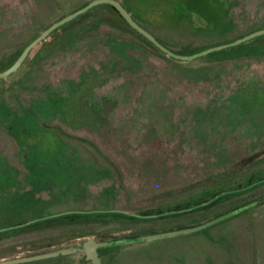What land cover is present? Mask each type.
<instances>
[{"label":"flooded vegetation","instance_id":"obj_1","mask_svg":"<svg viewBox=\"0 0 264 264\" xmlns=\"http://www.w3.org/2000/svg\"><path fill=\"white\" fill-rule=\"evenodd\" d=\"M3 1L7 3L6 6L1 4ZM91 1L0 0V36L34 33L4 63L6 65L0 67V72L12 65L23 48L49 25ZM113 1L137 27L115 6L103 2L91 5L60 23L35 46L38 49L32 62L39 65L40 70L56 65L65 66L70 69L71 75L62 80L57 88L49 89L44 85L41 91H56L61 104L67 103L87 116L85 122L75 123L72 120V134L93 140L99 138L96 136L98 134L100 138L120 145L117 152L82 153L94 162V167L108 169L106 171L110 177L102 183L104 188H125L131 196L161 192L168 188L172 191L181 188L227 189L188 208L179 207L152 215L111 209L110 205L100 208L98 200L104 197L95 193L89 195L95 198L96 210H69L50 215L53 216L50 218L114 211L110 213L130 216L134 220L154 219L198 210L223 201L224 196L237 195L264 185V170L251 172L258 163L264 162V112L260 111L264 109V88L254 87L256 77L250 70L255 62H264V35L197 58L211 63L228 62L215 70L201 72V67L189 70L179 66L178 63L186 61L167 56L138 32L144 31L157 44L174 54L191 55L264 28V0H219L223 11L221 30L208 28L204 31H196V27L186 22L185 16L172 11L170 4L174 0ZM192 40L199 41L201 46H187ZM165 61L167 69L164 68ZM208 79L218 84L223 79H244L247 83L246 88L235 89L225 97L226 105H222L221 99L214 94L203 107L193 96L174 86L177 80L199 85ZM255 97L257 105L253 106ZM244 99L247 112L238 119V102ZM64 109L65 106H62L57 111ZM222 112L223 117L220 116ZM89 125L93 132L80 129ZM239 127L243 129L239 130ZM227 138L231 143H236L238 139L249 142L251 147L248 151L252 152L238 155L232 150L228 153L226 148L219 145ZM259 147L262 149L253 152ZM113 200L121 201L116 195L111 198ZM250 206L247 204L242 209ZM131 241L129 239L122 243ZM97 242L105 243L97 249L98 258L100 250L121 244L119 241Z\"/></svg>","mask_w":264,"mask_h":264},{"label":"rangeland","instance_id":"obj_2","mask_svg":"<svg viewBox=\"0 0 264 264\" xmlns=\"http://www.w3.org/2000/svg\"><path fill=\"white\" fill-rule=\"evenodd\" d=\"M1 4L6 6L7 3L3 1ZM170 7L185 16L186 22L196 27V31L221 30L223 11L219 0H174ZM33 35L11 33L0 36V67L5 66L4 63ZM187 46L198 47L201 43L192 40ZM37 49L38 46L29 53L14 74L0 79V230L59 212L96 210L95 198L89 194L103 195L104 198L98 200L100 208L110 205L111 209L152 215L179 207L188 208L227 189L181 188L185 190L172 191L168 188L131 196L125 188H104L102 183L110 177L108 169L94 167V162L82 153L117 152L120 145L100 138L98 134L96 140L72 134V120L81 123L87 116L67 103L61 104L56 91H41L44 85L49 89L57 88L62 80L70 77L71 71L57 65L40 70L39 65L32 62ZM221 64L202 59L178 63L189 70L201 67V72L215 70ZM164 68H168L166 61ZM250 70L256 77L254 87L264 88V62H255ZM246 83L244 79H223L218 84L208 79L197 85L177 80L174 86L193 96L203 107L214 94L221 99L222 105H226L225 97L235 89L246 88ZM62 106H65L64 111L58 112ZM220 116L223 117L224 112ZM80 129L94 131L90 125ZM225 140L219 145L228 153L232 150L238 155L252 152L248 151L249 142ZM263 170L264 162H260L251 172ZM113 195L121 201H111ZM142 201L148 202L139 204ZM247 204L251 206L242 209ZM87 224L79 229L81 235L75 238L68 237L71 233L61 227L19 228L2 234L0 261L70 246L80 247L81 242L90 236L96 241L121 243L100 250V264H264V185L198 210L147 220L100 216ZM192 227L199 229L181 233ZM169 233L174 235L145 239ZM129 239L133 241L122 243ZM46 244L50 245L45 247ZM18 264L91 263L82 252H75Z\"/></svg>","mask_w":264,"mask_h":264},{"label":"water","instance_id":"obj_3","mask_svg":"<svg viewBox=\"0 0 264 264\" xmlns=\"http://www.w3.org/2000/svg\"><path fill=\"white\" fill-rule=\"evenodd\" d=\"M109 3L113 6H115L119 12L126 17V19L135 27H137L131 20L130 18L127 16V14L124 12V10L113 0H93L91 2H89L88 4H86L84 7H82L81 9L77 10L74 13H71L63 18H61L60 20L52 23L51 25H49L44 31H42L40 34H38L34 39H32L22 50V52L19 54V56L17 57V59L14 61V63L12 65H10L7 69L3 70L0 72V79H4L10 75H12L21 65V63L23 62V60L25 59V57L29 54V52L39 43L41 42L43 39H45L47 37V35L51 32L50 30L55 28L57 25H59L60 23L70 19L72 16H74L75 14L85 10L86 8L90 7L91 5L97 4V3ZM140 32L144 37H146L148 40H150L155 46H157L160 50H162L167 56L180 60V61H191L200 57H203L209 53L218 51V50H222V49H226L229 47H233L236 46L240 43L249 41L253 38L259 37L264 35V28L258 29L255 32H252L248 35L243 36L242 38L233 40L230 43L227 44H222V45H218V46H214V47H210L204 50H201L197 53L191 54V55H187V56H180L177 54H174L166 49H164L163 47H161L159 44H157L147 33H145L144 31H138ZM110 212H114V211H93L90 213H110ZM115 212H119L122 213L124 215H130L127 212H121V211H115ZM83 213V212H82ZM89 213V212H88ZM56 216V215H54ZM53 217V216H49L48 218ZM38 219L35 220H31L29 222H26L24 224H20V225H16L7 229H2L1 231L4 230H8V229H13V228H18V227H22L24 225H28L31 224L35 221H37ZM199 227L196 228H189V229H185L183 231H181V233H189L191 231H195L198 230ZM172 236L174 235V233H169V234H164V235H156V236H151V237H146L145 239H150V238H157L160 236ZM105 243L102 242H97L95 241L94 238L92 237H87L80 245V247H68V248H61L58 250H53L50 252H45V253H40V254H35V255H31V256H26V257H21V258H12V259H8V260H2L0 261V264H18V263H25V262H30V261H36V260H41V259H47V258H52V257H56L58 255H65V254H71V253H75V252H82L84 254V257L86 260L90 261L91 264H99V258L97 256V249L99 247L104 246Z\"/></svg>","mask_w":264,"mask_h":264},{"label":"trees","instance_id":"obj_4","mask_svg":"<svg viewBox=\"0 0 264 264\" xmlns=\"http://www.w3.org/2000/svg\"><path fill=\"white\" fill-rule=\"evenodd\" d=\"M254 99L255 102L253 104V106L257 105V98L255 97ZM247 106V102L246 99L241 100L238 102V110H237V115H238V119L241 118L242 115H244L247 111L246 109ZM256 108V107H254ZM256 110V109H254ZM228 195V194H227ZM228 196H224L222 198H226ZM205 205V204H204ZM104 217V216H113V217H121V218H125V219H131L129 218L130 216H119L117 214H96V213H83V214H72V215H60L54 218H36L38 219L37 221L28 224V225H24L22 227H18V228H13V229H8V230H4L0 232V235L8 233L12 230H16L19 228H32V227H47V228H51V227H56V228H60V229H66L68 230L69 233H71V235L69 234L68 237H78L80 234L79 229L83 227V225H88L87 223H90L94 220H96V218L98 217ZM34 220V219H33ZM28 222V221H27ZM24 224V223H22ZM20 225V224H19ZM16 226V225H11ZM10 226V227H11ZM50 244H46L44 245L45 247L48 246Z\"/></svg>","mask_w":264,"mask_h":264}]
</instances>
